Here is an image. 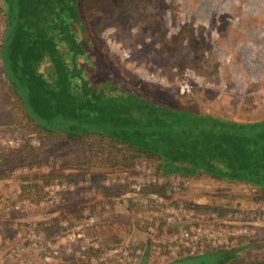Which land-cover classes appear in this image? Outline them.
<instances>
[{"label": "rangeland", "instance_id": "374dc122", "mask_svg": "<svg viewBox=\"0 0 264 264\" xmlns=\"http://www.w3.org/2000/svg\"><path fill=\"white\" fill-rule=\"evenodd\" d=\"M77 7L84 21L83 29L77 31L83 52L75 65L81 77H73L70 83L85 98L105 84L101 92L107 96L132 92L178 111L240 122L264 119V0H78ZM4 27L5 2L0 0V49ZM60 49L68 51L65 45ZM36 69L50 81L55 77L48 57L38 61ZM55 138L30 119L0 57V264H131L123 257L99 260L100 252L116 243L139 249V260L147 254L146 264H166L171 261L162 258L166 246H152L150 240L166 241L181 225L194 226L195 234L210 228L217 238L205 240L193 254L199 259L177 264H209L207 255L218 258L214 252L223 250L234 257L240 252L238 258L246 263L264 264V246H259L264 242V190L260 187L205 172L165 175L157 159L141 155L125 166L85 169L69 159L82 155L86 138L79 139L72 151L67 148L63 156L59 148L70 140ZM25 143L42 157L37 163H15L19 154L10 156ZM7 155L9 161L4 162ZM95 157L89 154L86 161ZM63 168L72 170L68 172L72 176L43 181L42 176ZM125 172L155 179L149 187H159L160 197L169 205H181L182 222L167 226L163 205L136 202L118 210L111 207L115 199L133 194L124 187L105 198L106 190L123 186H100L101 181L108 174ZM84 179L93 186L88 194L81 188ZM55 181L72 183L65 193L78 194L68 202L45 203V187ZM101 200L102 205L96 206ZM196 201L209 203L212 209L190 216ZM16 203L22 211L15 210ZM49 219L58 224L55 233L73 228L75 236L67 243L47 237V243L59 252L45 260V253L29 242L33 232L44 231L41 223ZM78 232L82 236L77 237ZM85 248L94 253L83 257Z\"/></svg>", "mask_w": 264, "mask_h": 264}, {"label": "trees", "instance_id": "16d2710c", "mask_svg": "<svg viewBox=\"0 0 264 264\" xmlns=\"http://www.w3.org/2000/svg\"><path fill=\"white\" fill-rule=\"evenodd\" d=\"M4 2L5 27L0 49L3 69L35 125L42 132L56 136L54 141L58 138L70 140L62 142L64 144L59 148L62 156L67 148L72 151L79 139L86 138L81 144L84 146L82 155L69 159L85 169L125 166L134 163L141 155L157 159L158 169L165 175L176 173L189 176L205 172L230 181H243L264 190V119L240 122L209 114L178 111L132 92L107 96L101 92L105 84L87 99L70 83L73 77H81L75 67L77 56L83 52L77 38V31L84 26L77 7L78 0ZM62 45L67 47V52L60 49ZM45 57L50 59L56 71L53 82L36 71L37 62ZM90 137L94 140L87 144ZM107 139L110 142L107 143ZM14 153L19 154L15 163H37V158H42L36 156L39 153L26 143L10 156ZM89 154L96 157L86 161ZM10 156H5L4 162ZM64 160L63 164L68 163L67 157ZM61 170L60 173L56 171L47 177L42 176L43 181L72 176L68 173L72 170ZM123 190L124 187L106 190L105 198ZM142 192L149 196L161 195L159 187L147 186ZM75 194L78 192L63 193L61 201L68 202ZM192 204L194 214L212 209V205L206 202ZM101 205L102 200L96 206ZM40 227L49 234L58 230L56 220L52 219L42 221ZM259 246H264V242ZM87 249H84L83 257L94 253ZM214 253L218 258L207 255L209 264L258 263L241 261L238 258L240 252L237 257L227 250L221 254ZM146 256L143 255L139 264H146ZM184 259L194 261L199 256H179L166 264H177Z\"/></svg>", "mask_w": 264, "mask_h": 264}, {"label": "built area", "instance_id": "2783aa9c", "mask_svg": "<svg viewBox=\"0 0 264 264\" xmlns=\"http://www.w3.org/2000/svg\"><path fill=\"white\" fill-rule=\"evenodd\" d=\"M155 179H143V177H133L128 172H125V174L121 176L117 175H111L108 174L107 176H103V179L101 181L100 186H123L126 187L128 192L132 193L130 197H121L119 200H114L111 207L118 210L122 207H129L132 204L136 202L144 203V204H153L155 206H161L163 205L165 208V211L168 212V217L166 218L167 226L172 224H175L176 222H182V214H181V205L178 207H175L173 205H169L167 203V200L165 197L160 196H149L142 192L144 187L149 186L151 183H155ZM72 188V183H69L67 181H55L52 183H49L45 190L47 192L45 203L55 204L62 199V194L67 192L69 189ZM81 188L85 189V194H88L91 190H93V186L89 183L87 179H84L81 184ZM44 205V202L39 204L40 207ZM15 210H23L21 205L19 203H16L14 205ZM195 213L194 209L190 210V216ZM188 216V214H187ZM211 216H215L214 213L211 214ZM89 220H93V217H89ZM67 228V227H65ZM194 226H184L181 225L175 229L172 234L166 239V241L161 240L158 241L156 239H151L150 245L160 244L161 246H166V253L165 255H162L163 259H175L179 256H183L186 254L193 255L195 252H199L198 250L203 246L205 240L208 242V240L214 241L217 237L213 235V231L210 228H204L201 234H195L197 231L194 230ZM72 229L67 228V230L60 231L59 233H45L44 231H38L33 232L32 237L30 238V242L34 248H37L38 250L45 253L43 259L49 260L53 258L54 256H57V249L54 247V245H49L47 243V240L51 238H61L63 239V242L67 243V240H73V236H75V233L72 232ZM82 236V233H77V237ZM49 237V239H47ZM47 239V240H46ZM215 242V241H214ZM48 244V245H47ZM47 246H49L51 249L47 250ZM156 248V246L154 247ZM67 250L70 251V247H67ZM53 252V253H52ZM149 252L150 247H149ZM157 254L160 253V250L157 249L155 251ZM139 249H129L128 246H124L122 244L116 243L111 247H107L103 249L100 252V259L102 261H108L110 258L114 257H123L128 258L131 261V264H139ZM97 256V255H96ZM95 258V257H94ZM107 259V260H106Z\"/></svg>", "mask_w": 264, "mask_h": 264}]
</instances>
